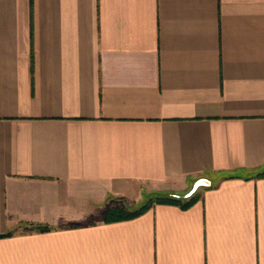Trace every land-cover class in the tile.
<instances>
[{
    "label": "crops",
    "instance_id": "1",
    "mask_svg": "<svg viewBox=\"0 0 264 264\" xmlns=\"http://www.w3.org/2000/svg\"><path fill=\"white\" fill-rule=\"evenodd\" d=\"M263 171L264 0H0V264H264Z\"/></svg>",
    "mask_w": 264,
    "mask_h": 264
},
{
    "label": "trees",
    "instance_id": "2",
    "mask_svg": "<svg viewBox=\"0 0 264 264\" xmlns=\"http://www.w3.org/2000/svg\"><path fill=\"white\" fill-rule=\"evenodd\" d=\"M260 175H264V171ZM235 174H230L229 177H233ZM192 193L188 197H184L183 194H175L168 192H158L151 195H147L144 200L134 208L128 207H116L107 210L105 220L123 219L134 217L148 209L154 203H171L179 204L183 207L190 205L195 200V195ZM46 229V227L40 228Z\"/></svg>",
    "mask_w": 264,
    "mask_h": 264
},
{
    "label": "water",
    "instance_id": "3",
    "mask_svg": "<svg viewBox=\"0 0 264 264\" xmlns=\"http://www.w3.org/2000/svg\"><path fill=\"white\" fill-rule=\"evenodd\" d=\"M210 185V180L207 178H199L197 180H195L192 184V187L190 188V190L188 192H186L185 194H183L184 197H188L190 196L192 193L195 192V190L197 189V187L199 186H208Z\"/></svg>",
    "mask_w": 264,
    "mask_h": 264
},
{
    "label": "rangeland",
    "instance_id": "4",
    "mask_svg": "<svg viewBox=\"0 0 264 264\" xmlns=\"http://www.w3.org/2000/svg\"><path fill=\"white\" fill-rule=\"evenodd\" d=\"M149 195H151V194H149Z\"/></svg>",
    "mask_w": 264,
    "mask_h": 264
}]
</instances>
